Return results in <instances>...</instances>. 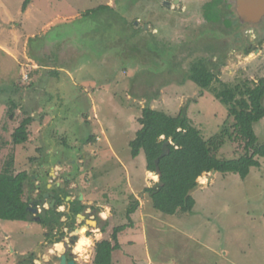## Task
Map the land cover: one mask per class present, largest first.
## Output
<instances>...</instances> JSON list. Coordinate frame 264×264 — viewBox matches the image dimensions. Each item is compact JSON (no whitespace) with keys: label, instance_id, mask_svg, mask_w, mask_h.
Returning a JSON list of instances; mask_svg holds the SVG:
<instances>
[{"label":"rangeland","instance_id":"obj_1","mask_svg":"<svg viewBox=\"0 0 264 264\" xmlns=\"http://www.w3.org/2000/svg\"><path fill=\"white\" fill-rule=\"evenodd\" d=\"M24 1L0 0V171L13 157V175L28 174L22 200L31 209L65 177L70 184L56 191L72 199L88 192L92 205L82 203L97 225L78 219L69 234L62 217L61 228L50 230L53 211L38 222L0 220V264H58L56 257L74 254L71 236L91 241L84 254L72 255L76 264H94L96 244L130 223L117 236L121 248L110 264H264V159L244 180L203 175L204 184L191 192L192 211L168 216L152 208L145 192L158 176L129 147L146 107L173 117L183 111L205 139L231 131L227 107L212 92L201 96L185 76L204 59L219 80L213 88L257 83L264 78V21L205 26L199 11L209 0H32L28 17ZM103 5L111 9L85 16ZM134 19L151 33L135 34ZM29 117L28 141L14 146L12 134ZM254 132L264 143V118ZM242 155L241 141L227 139L219 151L221 159ZM62 198L56 212L68 211ZM134 201L138 208L128 218Z\"/></svg>","mask_w":264,"mask_h":264},{"label":"trees","instance_id":"obj_2","mask_svg":"<svg viewBox=\"0 0 264 264\" xmlns=\"http://www.w3.org/2000/svg\"><path fill=\"white\" fill-rule=\"evenodd\" d=\"M31 1H24L22 11L26 10ZM220 2V0H213L204 5L202 14L204 25L216 27L222 23L226 29H232L240 24L235 14L232 13L233 15L227 17L226 13L222 11L223 9L218 8V5L222 4ZM231 6L234 7V3L228 6L229 9ZM126 7L127 5L124 6V8ZM108 9L111 8L104 5L99 6L87 11L85 16L89 17V12L97 13ZM135 9H138V6L133 5L130 8V10ZM136 20L134 19L129 24L130 27L134 28L135 34L151 33L144 31L142 27L134 26L133 23ZM156 26L161 29V25ZM212 49L210 45L208 50ZM251 52L252 49L249 48L245 53ZM209 63L211 61L199 59L185 77L199 88L201 96L205 91L212 92L215 99L227 107L228 116L233 119L231 131L225 129L220 134L205 139L200 130L190 123L183 111L173 117L146 107L142 109L141 117L137 120L140 128L136 132L135 138L129 142L131 157L136 158L140 153H143L146 170L156 174L159 178L158 182L153 187L146 188L145 192L151 199L152 208L164 215L173 216L177 213L192 211L195 201L191 192L197 188V180L203 174L232 173L244 180L249 175L250 169L260 166L258 158L264 159V143L258 142L254 132V125L264 118V78L259 79L252 86L245 82L235 86L220 84V88H213L212 84L219 80L217 75L207 67ZM13 109L9 114L10 119L14 118ZM31 122V117L26 118L15 129L12 134L14 146L23 145L28 141L27 127ZM227 139L236 142L241 141L244 155L236 159H221L219 151ZM163 150L166 153L162 156ZM12 166L13 157H10L5 168L0 171V220L10 222L34 221L29 212V204L22 200L28 174L21 172L18 175H13ZM59 190L63 192L62 189ZM62 192L59 193L65 198L69 196L68 193L63 194ZM62 199L56 198L54 209L46 211L45 218L53 211V217L50 215L53 219L48 223L50 230H53L55 226L61 228L63 225L60 219L65 214L55 211L57 207L62 205ZM74 204L76 208H83L78 205L77 200ZM138 205V202L134 201L131 207L127 209L126 216L128 218L136 212ZM76 208H74V215L81 212L80 210L76 211ZM42 219L44 218L39 221ZM127 226H131V223ZM127 226L114 228L110 237L111 240H102L96 244L94 264L111 263L112 254L121 248L117 236ZM101 230L104 232L105 227L103 226ZM55 243H59V241Z\"/></svg>","mask_w":264,"mask_h":264},{"label":"flooded vegetation","instance_id":"obj_3","mask_svg":"<svg viewBox=\"0 0 264 264\" xmlns=\"http://www.w3.org/2000/svg\"><path fill=\"white\" fill-rule=\"evenodd\" d=\"M175 1L176 0H174V3H175ZM211 1H213V0H209V1H207V2H205L202 6H201V10L199 11V12H201L202 14H203V7H204V5H206V4H208V3H210ZM221 2L220 3H222V4H219L218 5V8H220V9H223L222 11H224L225 13H226V15H227V17H230V15H233V14H235L236 15V13H235V0H234V9L233 10H231V9H229V5H230V1L229 0H220ZM165 3H167V2H165ZM233 13V14H232ZM203 16L201 15V18H202ZM236 17H237V15H236ZM237 20H238V18H237ZM239 21V20H238ZM263 21H264V19L259 23V24H257V25H248V24H242V23H240V21H239V23L240 24H238V25H236L235 27H247V26H250V27H258V26H260L262 23H263ZM206 48H208L209 49V45L207 44V46H206ZM249 48H251L252 49V47L250 46V47H248L247 48V50L249 49ZM207 49V50H208ZM253 52V51H252ZM64 181H63V184L61 185V184H58V185H55V186H53L52 187V189L51 190H48L46 193H43L42 194V196H41V198H40V196H39V198L37 199V200H34V202H33V206H34V208L33 209H36L37 210V208H38V211H39V208H40V206L42 207V208H44L46 211H48V210H50L49 208H45L44 206V204H45V202L46 201H49V202H51V201H55V203H54V206H55V204H56V198H60V199H62V195H61V193H59V192H57L56 191V189L58 188V189H62V190H65V187H66V185L68 184H70L69 182H70V180H67V179H65V177H64V179H63ZM39 194V193H38ZM46 196H47V198H46ZM71 195H69L68 197H70ZM80 197H82L80 194L78 195V197L77 198H75V199H73L72 201H70L69 200V202H67V203H65V204H67V206H66V209L68 208V211L67 212H64L63 214H65L64 216H62V217H65L66 219H64L63 221H67L68 223H69V227H66V229H68L67 230V232L69 233V234H71V233H73L76 229L75 228H73V221H78V217H79V215H81V216H83V218H80L79 220H80V224L81 223H85V225L87 224V226H88V228H92L89 224H88V221L89 222H97V221H94L93 219L94 218H91L90 220L88 219L89 217H90V215L89 214H91V211H85L87 208H84L85 206H83V205H85V203H82L83 202V200H80ZM67 198V197H66ZM65 198V199H66ZM44 200H45V202H44ZM78 201V205L79 206H82L83 207V210L81 211V212H79V214H76V215H74V208H76V206H75V204H74V202L75 201ZM48 203V202H47ZM64 203V202H63ZM50 204V203H49ZM77 205V204H76ZM54 206H53V209H54ZM63 206V205H62ZM61 207V206H60ZM60 207H57V208H60ZM56 208V209H57ZM91 208V207H90ZM55 209V210H56ZM47 213V212H46ZM60 213V212H59ZM40 216V213L37 215V217H39ZM75 216V217H74ZM36 216H34L33 214H32V218H33V220L35 221V218H37ZM61 217V218H62ZM93 217V216H92ZM61 220V219H60ZM36 222V221H35ZM61 222V221H60ZM96 225H97V223H96ZM96 228V227H95ZM88 231V230H87ZM90 231V230H89ZM88 231V232H89ZM76 239V241L74 242V244L77 242V240H78V237L77 236H71V239ZM60 243V242H59ZM55 244V243H54ZM74 253V252H73ZM75 255H76V253H74ZM74 254H72V255H74ZM62 255H65V257H66V263H68V262H70V261H73L74 262V264H76V260L74 259V257L71 255V253H64V254H62ZM56 258H58V257H56ZM58 264H59V260H58Z\"/></svg>","mask_w":264,"mask_h":264},{"label":"water","instance_id":"obj_4","mask_svg":"<svg viewBox=\"0 0 264 264\" xmlns=\"http://www.w3.org/2000/svg\"><path fill=\"white\" fill-rule=\"evenodd\" d=\"M175 3H178V0H176ZM235 13L240 23L257 25L264 19V0H235ZM165 153L166 152L163 150L162 156L165 155ZM67 200H70V197H67ZM80 200H82V197H80ZM54 203V200L50 202L49 209H53ZM29 212L35 216L38 213V210L29 208ZM39 213L40 216L35 218L36 222H38L41 218L46 217V210L41 206L39 208ZM79 217L83 218L81 215H79ZM88 223H94L96 225L95 222L88 221ZM58 260L59 264H74L73 261L66 263L65 255L59 256Z\"/></svg>","mask_w":264,"mask_h":264},{"label":"bare ground","instance_id":"obj_5","mask_svg":"<svg viewBox=\"0 0 264 264\" xmlns=\"http://www.w3.org/2000/svg\"><path fill=\"white\" fill-rule=\"evenodd\" d=\"M206 178V177H205ZM197 181H199L201 184H204V179L203 178H199V180H197ZM206 184V183H205ZM89 225H91L92 227H96V225L94 224V223H88ZM97 236V235H96ZM84 238H86V239H88V237H86V236H83ZM80 238H81V236H80ZM80 238L77 240V242H76V244H75V246H74V253H76V254H84L85 253V250H86V248H89L90 246H91V241H90V243L89 244H86V245H82L81 246V248H80V250L79 251H77L76 250V245L78 244V242H79V240H80ZM57 245V244H56ZM56 245L54 246V248H55V250L57 251V252H62V248H63V245H61V244H59V245H61V248L60 249H57V247H56Z\"/></svg>","mask_w":264,"mask_h":264},{"label":"crops","instance_id":"obj_6","mask_svg":"<svg viewBox=\"0 0 264 264\" xmlns=\"http://www.w3.org/2000/svg\"><path fill=\"white\" fill-rule=\"evenodd\" d=\"M34 4L31 2L30 3V6L29 7H27L26 8V10L24 11L27 15H26V17H28V16H30V11H32V7H34L33 6ZM21 12H23L22 11V9H21ZM28 12V13H27ZM21 15H22V13H21ZM89 52L90 51H92L91 49H89L88 50ZM41 67V66H40ZM44 68V67H43ZM39 73V72H38ZM40 75V74H39ZM214 174H216V173H214ZM80 183L82 184V182L80 181ZM80 189H82V188H80ZM84 194H89L88 192H82L80 195L82 196V200L85 202L86 200H88L89 202H87L86 204H90V205H92V203H93V199H91V200H89V199H86L87 197L84 195ZM90 196H94V193H91L90 194ZM71 200L70 201H72L73 199L72 198H70ZM67 202H69V200H67V198L65 199ZM81 217H78V219H80ZM97 237V236H96ZM101 241V240H100ZM56 244V243H55ZM76 244V243H75ZM91 247V246H90ZM89 247V248H90Z\"/></svg>","mask_w":264,"mask_h":264},{"label":"clouds","instance_id":"obj_7","mask_svg":"<svg viewBox=\"0 0 264 264\" xmlns=\"http://www.w3.org/2000/svg\"><path fill=\"white\" fill-rule=\"evenodd\" d=\"M152 178L154 180L156 179L155 176H153ZM89 243H90V241L88 239H86L83 236H81L78 244L76 245V250L79 251L82 245H86V244H89ZM56 247H57V249H60L61 248V245L57 244Z\"/></svg>","mask_w":264,"mask_h":264}]
</instances>
